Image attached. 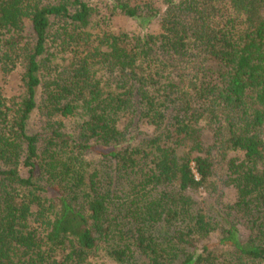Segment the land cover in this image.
Masks as SVG:
<instances>
[{
    "label": "trees",
    "instance_id": "16d2710c",
    "mask_svg": "<svg viewBox=\"0 0 264 264\" xmlns=\"http://www.w3.org/2000/svg\"><path fill=\"white\" fill-rule=\"evenodd\" d=\"M0 264H264V0H0Z\"/></svg>",
    "mask_w": 264,
    "mask_h": 264
},
{
    "label": "rangeland",
    "instance_id": "374dc122",
    "mask_svg": "<svg viewBox=\"0 0 264 264\" xmlns=\"http://www.w3.org/2000/svg\"><path fill=\"white\" fill-rule=\"evenodd\" d=\"M117 23L125 25L124 21H122V20H118ZM151 29L153 30V28H151Z\"/></svg>",
    "mask_w": 264,
    "mask_h": 264
}]
</instances>
